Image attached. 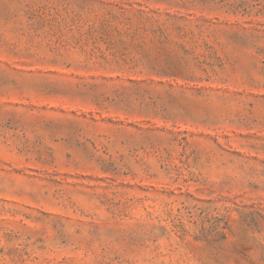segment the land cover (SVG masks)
<instances>
[{
  "label": "rangeland",
  "instance_id": "rangeland-1",
  "mask_svg": "<svg viewBox=\"0 0 264 264\" xmlns=\"http://www.w3.org/2000/svg\"><path fill=\"white\" fill-rule=\"evenodd\" d=\"M0 264H264V0H0Z\"/></svg>",
  "mask_w": 264,
  "mask_h": 264
},
{
  "label": "trees",
  "instance_id": "trees-1",
  "mask_svg": "<svg viewBox=\"0 0 264 264\" xmlns=\"http://www.w3.org/2000/svg\"><path fill=\"white\" fill-rule=\"evenodd\" d=\"M224 216H225V218L227 219V217H228V214H225Z\"/></svg>",
  "mask_w": 264,
  "mask_h": 264
}]
</instances>
